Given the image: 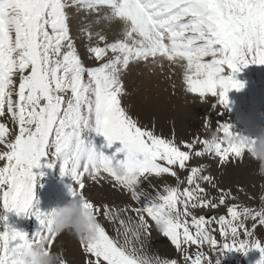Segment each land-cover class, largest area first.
<instances>
[{"label": "snow or ice", "instance_id": "6c2138e0", "mask_svg": "<svg viewBox=\"0 0 264 264\" xmlns=\"http://www.w3.org/2000/svg\"><path fill=\"white\" fill-rule=\"evenodd\" d=\"M70 9L94 14L81 31L95 41L86 46L95 66L85 65L79 53ZM114 23V40L103 29L92 31L93 25ZM158 59L183 68L186 92L202 100L211 96L213 108L230 111L227 93L244 87L235 74L250 64L264 65V0H0V118L14 126L0 122V208L34 217L38 225L29 234L0 215V264H21L20 256L34 247L52 249L61 234L54 230V209L34 205L39 180L33 169L42 167V159L43 167L70 177V195L95 221L92 236L78 237L84 264H220L226 251L250 249L260 253L256 264H264V241L255 235L264 227V206L232 204L226 214L197 215L225 205L231 194L217 188L213 199L203 185L216 187L214 177L204 165L188 167L193 155H208L220 166L238 162L255 140L228 142L226 136L241 135L216 121L217 138L177 143L141 126L123 106L124 74ZM96 137H103L100 148ZM116 141L121 147L111 155L101 150ZM197 143L202 147L194 150ZM177 169L187 171L184 180ZM164 175L177 183L159 191L142 187ZM85 178L112 182L138 206L93 203L83 194ZM101 217L117 225L115 236ZM153 225L180 259L148 252L145 240Z\"/></svg>", "mask_w": 264, "mask_h": 264}, {"label": "rangeland", "instance_id": "374dc122", "mask_svg": "<svg viewBox=\"0 0 264 264\" xmlns=\"http://www.w3.org/2000/svg\"><path fill=\"white\" fill-rule=\"evenodd\" d=\"M70 10L71 33L75 37V43L83 62L87 66H95L98 62L91 58L86 50V46L95 41H89L81 31L94 19V14L82 11V15H79V12L74 9ZM101 29L109 41L117 38V34H119L117 23L109 27L93 25L92 31ZM182 73V67L170 65L165 59H158L155 64L139 63L131 66L123 76L126 89V95L122 97L123 106L141 126H146L149 129L154 128L156 134L174 138L177 143L180 141L190 142L195 137H209V129L215 130L217 127L216 121L229 123L235 133L253 140L259 135L261 129H264V102L262 106L256 107L258 97L264 101V65L250 64L235 74V78L243 82L244 87L239 91L230 90L227 93L230 111L219 106L213 108L214 98L211 96L202 100L199 96L186 92ZM220 113L223 114L219 115ZM206 117L210 118L208 127L205 126ZM0 122H6L9 127H14L10 120L0 118ZM94 142L100 148L104 144L103 137H96ZM119 147L121 145L116 141L111 148H101V150L106 155H111ZM201 147L197 143L194 150ZM123 155V153H117V159H122ZM44 163L45 161L42 159V167L33 169L35 174L44 173L43 176H38L39 183L35 188V197L38 203L34 201V205L41 211L48 212L73 199L68 187L73 181L68 176H60L59 169L56 167L52 169L43 167ZM199 165L206 167L205 174H211L214 177L213 182L216 187H210L208 184L203 185L209 196L218 199L217 188L224 189L231 196L226 199L225 205L219 206L215 210L199 209L196 211L197 215L219 216L226 214L227 206L232 204L256 209L264 206L260 199L261 196H264V175L258 174L259 164L250 154L245 153L242 160L230 162L224 166H220L215 158H210L208 155L203 157L193 155L188 167ZM177 171L180 179L184 180L187 171L179 169ZM176 183V178L164 175L160 178L150 177L142 187L148 191H152L153 188L159 191L164 184L175 185ZM85 184L83 194L97 205L108 204L118 208L126 205L138 206L122 189L114 188L110 181H100L97 184L85 178ZM180 186L182 188L184 184ZM144 203L145 201L142 199L140 205L143 206ZM131 214L129 213V215ZM0 215H6L7 223L12 227L29 234L38 227L34 217H18L15 213H6L2 208H0ZM100 219L109 234L115 236L114 229L117 225L104 220L103 217ZM247 224L251 226L252 221H247ZM255 235L264 241V227H257ZM216 238L220 240L218 233H216ZM145 245L151 254L161 258L180 259L167 238L162 236L154 225L151 235L145 240ZM52 250L61 252L67 264H84V255L78 237L71 232L61 233L53 244ZM193 251V248H189V252ZM204 251H208V249L205 248ZM219 259L220 264H256L260 259V253L256 249H250L245 253L226 251ZM181 264H183L182 261Z\"/></svg>", "mask_w": 264, "mask_h": 264}, {"label": "clouds", "instance_id": "9594fccd", "mask_svg": "<svg viewBox=\"0 0 264 264\" xmlns=\"http://www.w3.org/2000/svg\"><path fill=\"white\" fill-rule=\"evenodd\" d=\"M219 135L217 130L209 129V137L215 139ZM244 136H226L228 142L240 140ZM250 156L259 164L258 174L264 175V129H261L250 150ZM54 230L60 234L65 231L77 237H90L93 234L94 219L90 210L81 207L76 200H69L65 205L54 209ZM21 264H64L62 253L45 247H34L25 250L20 256Z\"/></svg>", "mask_w": 264, "mask_h": 264}, {"label": "bare ground", "instance_id": "6f19581e", "mask_svg": "<svg viewBox=\"0 0 264 264\" xmlns=\"http://www.w3.org/2000/svg\"><path fill=\"white\" fill-rule=\"evenodd\" d=\"M70 11H71V10H70ZM82 13H83V12L80 11L78 14H79V15H82ZM74 14H75V13H74ZM86 15H87V14H86ZM73 17H74V15H73ZM75 17H76V16H75ZM90 18H91V16H90ZM73 19H74V18H73ZM85 20H86V19H85ZM77 21H78V20H77ZM117 24H118V23H117ZM115 25H116V24H115ZM94 27H95V26H94ZM118 27H119V24H118ZM92 28H93V27H92ZM111 28H112V27H111ZM94 29H95V28H94ZM112 29H113V28H112ZM114 30H116V29H114ZM118 30H119V29H118ZM118 30H117V31H118ZM117 35H118V34H117ZM114 39H115V38H114ZM161 60H162V59H161ZM166 61H167V60H166ZM164 62H165V61H164ZM165 63H166V62H165ZM170 65H171V64H170ZM153 66H154V65H153ZM182 117H184V116H182Z\"/></svg>", "mask_w": 264, "mask_h": 264}]
</instances>
